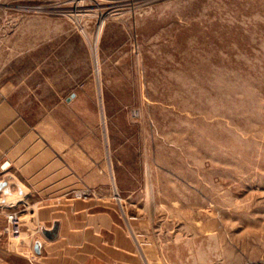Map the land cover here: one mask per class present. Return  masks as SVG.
Masks as SVG:
<instances>
[{
    "label": "rangeland",
    "instance_id": "rangeland-1",
    "mask_svg": "<svg viewBox=\"0 0 264 264\" xmlns=\"http://www.w3.org/2000/svg\"><path fill=\"white\" fill-rule=\"evenodd\" d=\"M0 90L80 124L90 264H264V0H0Z\"/></svg>",
    "mask_w": 264,
    "mask_h": 264
},
{
    "label": "crops",
    "instance_id": "crops-1",
    "mask_svg": "<svg viewBox=\"0 0 264 264\" xmlns=\"http://www.w3.org/2000/svg\"><path fill=\"white\" fill-rule=\"evenodd\" d=\"M39 108L30 118L0 90V180L12 175L17 181L7 190H24L0 203V264H90L96 256L80 248L69 225L83 190L82 161L92 156L83 151L80 124L67 129L64 103ZM10 210L22 216L25 237L10 233Z\"/></svg>",
    "mask_w": 264,
    "mask_h": 264
},
{
    "label": "water",
    "instance_id": "water-1",
    "mask_svg": "<svg viewBox=\"0 0 264 264\" xmlns=\"http://www.w3.org/2000/svg\"><path fill=\"white\" fill-rule=\"evenodd\" d=\"M16 178L12 175H7L3 180H0V191H4V195L0 198V203H5L13 199L24 196V190L20 187L17 194L10 193L7 188L13 183L16 182Z\"/></svg>",
    "mask_w": 264,
    "mask_h": 264
},
{
    "label": "built area",
    "instance_id": "built-area-1",
    "mask_svg": "<svg viewBox=\"0 0 264 264\" xmlns=\"http://www.w3.org/2000/svg\"><path fill=\"white\" fill-rule=\"evenodd\" d=\"M9 231L13 234H20L22 230V218L17 210H10L7 213Z\"/></svg>",
    "mask_w": 264,
    "mask_h": 264
}]
</instances>
